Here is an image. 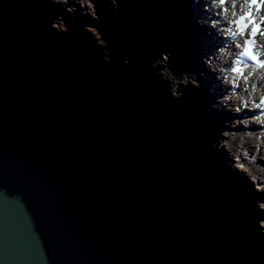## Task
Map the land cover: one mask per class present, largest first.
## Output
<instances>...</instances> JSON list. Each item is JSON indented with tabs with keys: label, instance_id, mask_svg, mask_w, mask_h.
I'll list each match as a JSON object with an SVG mask.
<instances>
[{
	"label": "rangeland",
	"instance_id": "rangeland-1",
	"mask_svg": "<svg viewBox=\"0 0 264 264\" xmlns=\"http://www.w3.org/2000/svg\"><path fill=\"white\" fill-rule=\"evenodd\" d=\"M12 1H14L12 3ZM41 1V2H40ZM66 0H55V3H53V0H8L6 2H10L9 9H7L6 5L4 4L3 0H0V11L3 10L6 12L4 15L6 19L9 20L10 27L9 30L12 32L13 35H11L6 27H2L3 20L0 17V46L1 44H4L2 47H0V122L2 123V127L0 128V131L5 133L6 131L14 135V132L20 131L21 128H29V129H41L43 126L54 128V133L51 134L52 138H55V135L60 134L64 136V138L69 137L68 133L71 135V142L75 144L78 147V151L81 153V156L83 157L82 160H86V165L88 164L87 168H84L81 170V172H78V176L76 175L74 178V173L72 172L71 178L69 177L66 181H62L68 188L70 194H72L75 199H77L78 208L80 214H82L83 219L87 223L88 229L95 230V222L91 216H88L86 214L85 210L86 208L82 205L81 202L87 203L84 204L85 206L91 205L89 200L90 197L95 196L98 200V202H94V213L96 215H100L103 218V228L101 230H97L99 233H95L94 231L92 234L95 236L96 239H99L102 242H107L109 238H105V233L107 236L111 238L110 241L107 242L110 243V245H105L108 247H111V244L115 246H120L124 244L125 246L129 247H136V245L133 243L135 241V238L133 236L134 233L140 232L142 234V231H148L150 235V238H155L154 236L160 237L159 245L161 247V252L165 253L162 255L163 260L166 262V264H194V259L189 256L187 251H185V246H189L191 248L192 241L189 237L192 233L189 232L186 233V231H181L182 238L180 241L174 242V240L170 239L171 242H167L165 240L164 231L161 229L164 228L161 222L165 223V227H170V220L166 219L165 216H167L168 212H176V214H181L183 217V223L187 226H191V230L193 232H197L200 234L202 238V241H204L208 248L204 246L197 247L196 245L193 246L194 249H198L199 252V259H201L203 256L210 260V264H237V259H241L245 264H259L258 261L255 260H249V257H252L254 255L253 252L245 253L246 247L242 244L241 246L239 244L234 243H228L226 245L222 246V243L220 245V239L223 238L222 236H226L229 233V229L233 227V230L235 232V240L241 239V237L237 234L235 231V227L230 225L228 223L230 216H228L227 211L221 210L222 214L225 215V218L219 219L217 217L216 209L213 205L209 203V200L207 198V192L206 190L203 192L202 188L200 191H198L197 198L198 201H203L201 211L199 214L195 213L194 210H187L185 208H188L187 199L189 197L196 198V194L188 187L181 188V192L186 195L184 199H182L181 195L179 196H164V199L160 200H152L150 201L152 204V207H157L160 211V215L158 216L157 213H154L151 208H149L146 205L138 204L139 199L135 198L137 196L136 191H140L143 188L141 187L142 181H145L148 183V176L146 175V178H143L142 175H137L136 181L132 178H136L135 176H130L129 179L123 178L124 172L128 173L130 168H125V164L127 163L126 160L128 158H133L135 155H127L126 158L122 161V157H125V155L121 154V156H118L117 158H113L111 153L112 151V141L116 140L117 131L119 127H122L126 132L128 133L127 139L132 138V133L130 131H127V120H120L119 126L117 128L113 127L117 125V123L110 122L109 117L113 118L114 111L113 107L115 109V104L117 106V102L112 101H106L108 100L106 95H104L103 98H101L99 105L102 109L99 110L101 115L103 116V120H95L88 117H80V114L77 113V110L79 109V102L78 99L81 97H84L85 94L88 93V86L86 88L84 87V77L79 76V81L71 88L70 94V86L74 82L69 79L66 74H64L63 70L64 67L71 69V66L80 67V70H84L86 72L87 69H90L91 66L87 63H90V56L93 57V59H96L97 55H101L100 59L103 61V57L107 58L106 63L108 61L111 64V69L115 70L122 69V76H114L116 81L114 82V87L112 86L111 89H113V94H110L115 99V92L119 96H121L129 105L133 106L131 109H123L122 112H127V116L132 120L134 124H137V119L141 116V112L143 110L146 111L147 109L143 108L142 106H137V103L131 102L128 98L130 96L136 95L139 98H142L146 96L147 92L146 88L142 86L143 84H151V81L153 78H157L162 73H169L170 80H165L162 84L163 88L168 91V94H172V86L176 89L174 90L176 97L178 98L180 95H183L182 92V81L188 80V84L192 85L195 80H197V77L194 75L191 78H187L185 76H180V73L178 69L175 72V75L169 70L168 64L169 59L164 56V51L156 50L155 54L152 56L151 52L155 49H158L160 44L157 43L156 46L151 47L148 44H144V40L148 41H155L156 39L162 38H155V35H151L149 37H143L141 34H139L135 28L130 26H121L120 29L113 30L109 28L107 25L108 20L104 24V28L102 30V35H99L101 31L98 30V23L100 24L102 21V18L100 15L94 19L93 21H88L86 26L83 24L79 28H77L76 33L79 35L80 41L76 40H64L61 38H56L58 41L63 43H80L86 47H88V51L86 49L82 50L79 45H76L75 47L79 46V51L75 54H69L67 56H64L66 58L65 64L59 62L60 59H58L56 52L59 53L58 49L59 46H56L54 44L53 50L49 54H47L46 50H48L46 46L45 37H41L37 31L40 28H44V30L41 31H48L47 34L50 35V37H53L52 35H58L63 34L62 36H71V31L69 32L68 23L63 19V16L66 15V18L69 21H73V25L76 26V20L75 17H80L83 19L84 14H86L87 9L93 5L94 0H73V5L75 11L72 9H69L68 7L65 12L59 15V13L50 11L52 8L59 9L60 5L65 2ZM180 1V0H179ZM178 1V2H179ZM113 2H116V0H113ZM112 2V3H113ZM123 1L120 0V3ZM177 2V3H178ZM183 2V1H182ZM188 2V1H187ZM51 5V7H49ZM160 7L162 8V14L164 15L163 11L168 12L170 9V6H168V3H159ZM129 6V5H127ZM114 7V4H113ZM47 8V9H46ZM122 5L120 4L118 9H121ZM47 11V13L45 12ZM114 13V10L112 8L104 9L101 14H103L106 18H109L111 14ZM117 13V12H116ZM54 14V20L53 18ZM58 16V18H57ZM118 16V15H117ZM87 17V15H86ZM49 20H52L53 22H49ZM123 19H119L117 24L111 23L117 27V25L120 22H123ZM57 22L58 25L55 23ZM60 22V23H59ZM102 23V25H103ZM53 24H55V28H53ZM32 29H30L31 27ZM57 25V26H56ZM62 27V28H61ZM28 29V30H27ZM17 32V33H16ZM43 33V32H42ZM21 35V41L18 37V35ZM168 36V35H166ZM22 37L27 43L23 41ZM152 38V39H151ZM85 40V41H84ZM182 40V37L174 36L172 38V41L174 43H178ZM165 42H168L165 40ZM161 43V42H160ZM21 44V45H20ZM66 44V45H67ZM99 49H96V46ZM74 47V48H75ZM85 47V48H86ZM164 47V45H162ZM6 49L7 51H2V49ZM13 48V49H12ZM35 52L37 56L42 58L43 61H45L46 65L43 64L42 67L38 66L37 62H34V54ZM31 53L33 55H31ZM135 53V54H134ZM61 54V53H60ZM21 56V57H20ZM62 56V55H61ZM83 56V57H82ZM136 59V63L133 65L132 60ZM111 59V60H110ZM105 60V59H104ZM120 61L119 65L118 63H113L112 61ZM173 59L170 58V61ZM195 61L197 59H194ZM206 62L209 64L208 60L205 59ZM156 62L157 70V76L154 75L152 72L146 73V78L142 79L140 76L136 79V73L137 70L140 67V64H146V63H153ZM79 62V63H77ZM86 62L85 66L84 63ZM174 63L178 64L180 61L175 60ZM192 63V62H191ZM190 63V64H191ZM60 64L64 65L62 67ZM125 64V66H124ZM80 65V66H79ZM172 65L170 66V69H172ZM52 70H50V68ZM201 68H204L201 66ZM159 69L161 72H159ZM98 70H103L102 72H107L106 69H103L102 67H98ZM61 71V73H60ZM68 71V70H67ZM83 72V71H82ZM70 73V72H69ZM84 73V72H83ZM138 73V72H137ZM159 73V74H158ZM48 75L47 84L42 81V78ZM163 75V74H162ZM204 76L203 74H201ZM164 76V75H163ZM114 79V80H115ZM136 79V80H135ZM42 81V83H41ZM90 82H92L90 80ZM149 83V84H148ZM167 86V87H166ZM195 88H198L196 86H192ZM149 90V89H148ZM142 91V92H140ZM154 91V90H152ZM160 98H156L157 100H154V103L150 101L154 113L156 114L157 118L161 120H167L165 117H162L161 114H159V111L155 105L158 103H162L163 111L161 113L169 117L167 114V108L165 107L164 100H163V90H159ZM155 95L157 94V91H154ZM166 94V93H165ZM169 99V98H168ZM148 101L147 96L143 99ZM99 102V103H100ZM106 102V103H103ZM113 104V107H112ZM214 104L210 103V109L213 110V115L215 118L219 121V133L216 135H213L210 139V147H211V153L214 157L216 155V152H220L227 149V140H222L221 137L227 138L228 132L230 129L227 127V123L225 121H222V119L219 118V114L216 110H214L212 107ZM6 107V109H4ZM135 109L133 112L132 109ZM120 109V108H119ZM166 110V111H165ZM87 113L91 111H87ZM60 113L64 114V117L61 119ZM144 113V112H142ZM106 115V116H105ZM11 116V117H10ZM109 116V117H107ZM126 117V116H125ZM84 119V120H82ZM105 119H108V126L103 130V135H100L103 141L97 142L96 140V125L98 123H106ZM120 119V118H119ZM19 121V122H18ZM148 122V121H147ZM154 122H156L154 120ZM150 127L153 126V129L155 130V126L152 122H149ZM168 128L170 125L173 124V122L166 123ZM127 125V126H126ZM174 125V124H173ZM113 128V129H112ZM229 129V130H228ZM37 132L42 133L44 131H38ZM46 131V130H45ZM90 132L91 135L88 134ZM12 132V133H11ZM102 133V131H99ZM232 134L235 136L237 135L236 131H233ZM44 135H47L44 133ZM151 133H148L146 135V141L147 143L150 142L149 136ZM30 136V135H28ZM152 137V136H151ZM167 140H170L174 142L170 137H166ZM122 139L126 141L125 134L122 136ZM149 139V140H148ZM217 139L222 140V145L219 149H216L214 146V141ZM243 139V138H242ZM36 140H39V138H33L29 140V144L21 143V147L17 150L20 153H27L30 155L31 158L36 159V161L39 163L38 157L39 154H33L30 151V147L36 145ZM114 142V141H113ZM158 143L164 144L161 140H157ZM101 143V144H100ZM135 143L136 147L139 145ZM11 144V143H10ZM140 147V146H139ZM27 149V150H25ZM242 148H238L236 151L237 153H240ZM35 151L36 148H34ZM142 149H139L141 151ZM185 150V148H183ZM229 151V150H228ZM239 151V152H238ZM157 152H163V151H157ZM140 153V159L142 161H147V155L143 152ZM164 153V152H163ZM155 155V154H154ZM234 152H230V159L231 163L228 165V160L225 159L223 163L227 167L230 168V173H228L227 176H229L232 180L236 181L238 185L243 189V187L248 188V192H245L248 198V205L251 209V212L253 215L260 217L259 218V224H257L256 232L258 235L263 236L264 228H262L261 222L264 221V211L260 212L259 214L254 212V201H262V198L257 195H251L250 192H254V188L250 185V181L248 180L249 177L252 175L250 172H248L244 165L239 164L233 160H237L235 157ZM163 156H157L155 157V160L157 163H153L152 168L155 172L161 173L159 164L161 163L160 159L164 158ZM189 157L188 153L186 151L182 154V159L185 161V159ZM53 157V155H47V158ZM43 158V156H42ZM159 158V160H158ZM264 161V156L262 157ZM177 159L180 160V157L177 156ZM188 159V158H187ZM190 159V157H189ZM254 158L250 159L253 160ZM45 159L43 158L42 162ZM122 161V162H121ZM165 161V159L163 160ZM181 161V160H180ZM211 166L212 163L207 159L206 160ZM238 161V160H237ZM40 164V163H39ZM119 164L121 166L119 167ZM133 164V162H132ZM257 164V160H256ZM178 165H180L178 163ZM131 169H135V172H138L136 167H131ZM131 170V171H132ZM177 171V170H175ZM198 172H196V175L198 178L203 179V177L200 176V171L197 169ZM134 173V171H133ZM102 175L105 179L104 181L106 183L102 184L100 183L99 179L96 175ZM124 174V175H121ZM202 174V173H201ZM61 175V174H60ZM203 175V174H202ZM99 176V175H98ZM204 176V175H203ZM96 180H94V178ZM204 180V179H203ZM134 183V190L130 188L129 183ZM161 182V181H159ZM193 182H190L192 184ZM137 184L138 186H135ZM159 184V183H157ZM200 184V181H199ZM104 186H110V191L113 192L110 193V191L104 190ZM149 188V187H148ZM212 189L214 190V193L216 195H223L224 192L222 190V186H218L217 183H214L212 185ZM233 190V187L230 188ZM76 190V191H75ZM153 190V189H149ZM208 192L212 193L213 190L207 189ZM98 194H97V192ZM110 193V194H109ZM203 193V194H202ZM134 198H132V196ZM141 195V193H140ZM214 195V194H213ZM206 196V197H205ZM215 196V195H214ZM202 197V198H201ZM207 198V199H206ZM93 200V198H92ZM217 200V199H216ZM214 201V203L216 202ZM96 201V200H95ZM114 202V205L112 204ZM149 206H151L149 203H147ZM114 206L116 209L111 212L110 215L102 214L101 212L97 210L102 211H108V207ZM97 209V210H96ZM163 214H162V213ZM93 213V214H94ZM187 215V216H185ZM186 218V220H185ZM231 219V218H230ZM199 222V223H197ZM159 224L161 227H159ZM195 226V229H192V226ZM204 225V226H203ZM215 225H219L220 227V233L223 234L220 236L218 234V237H215ZM174 227L178 229V225L174 224ZM103 231V232H100ZM256 238L258 237L257 233L253 230ZM109 233V234H108ZM167 233L174 234V229H171V232L168 231ZM97 234V235H96ZM100 234V236H99ZM92 237L94 238V236ZM179 235V232H178ZM177 236V234H176ZM180 236V235H179ZM105 240L103 241L102 238ZM186 239V240H185ZM190 241H189V240ZM244 239V237H243ZM132 242H131V241ZM233 240V239H232ZM155 240H151V242L147 245V242L145 240H140L139 243L142 244V247H148L149 245H152ZM211 241V242H210ZM163 244L168 245L169 249H164ZM146 245V246H145ZM157 247V245L155 244ZM222 246V247H221ZM104 248V247H103ZM106 248V247H105ZM112 248V247H111ZM243 248V251H241ZM245 248V249H244ZM109 249V248H108ZM145 249V248H144ZM113 250V249H112ZM123 250V248H121ZM138 250V249H137ZM136 250V251H137ZM124 251V250H123ZM170 251V252H169ZM116 252H118V249H116ZM128 257L134 262H123L122 264H145L143 261V256L145 258H148L149 252L144 254L141 253V251H138L139 258L133 260L132 256L134 254H130L127 252ZM173 254L174 258H173ZM203 255V256H202ZM240 256V258H238ZM111 257L117 258L119 257L117 253L112 251ZM120 258V257H119ZM253 259H255L253 257ZM262 260V259H261ZM157 264L160 263V261L156 262ZM197 264H208V263H197Z\"/></svg>",
	"mask_w": 264,
	"mask_h": 264
},
{
	"label": "trees",
	"instance_id": "trees-1",
	"mask_svg": "<svg viewBox=\"0 0 264 264\" xmlns=\"http://www.w3.org/2000/svg\"><path fill=\"white\" fill-rule=\"evenodd\" d=\"M6 1H8V0H3L7 9H9L10 2H6ZM0 9H1V7H0ZM5 13L6 12H4L3 10L0 11V17L3 20V25H1V26L3 28L6 27L8 32L11 35H13L12 32L9 30L11 23L9 22L8 19H6L5 15H4ZM32 28L33 27H31L30 29H32ZM41 32H43L42 35H43V37H45V41L47 42L46 46H45L48 49V50H46L47 54H49L51 52V50H53L54 44L56 45V43H57L56 46H59V48H57L59 53L56 52L58 59H60L59 62L65 64V61H63V60H66L64 55L75 54L76 51L77 52L79 51L78 47L80 46V43H74V44L63 43V42H60L56 39V38L62 39L63 36L52 35L53 37H55V38H52V37H50V35L47 34V32H48L47 30L41 31ZM19 39L21 40L20 37H19ZM25 44H28V43L25 41ZM3 45L4 44H1L0 47H2ZM76 45H79V46L75 47ZM28 46L29 45H27L26 47H28ZM83 46L84 45H82V47ZM82 47H81V49H82ZM2 51L4 52L3 49H2ZM5 51H6V49H5ZM32 53H31V55L34 54V60L38 63L39 67H42L43 64L46 65L45 61H43L42 58L40 59V61H38L37 54L35 52L33 54ZM77 63H79V62H77ZM85 64H86V62L84 63V66H85ZM60 65L62 67H64V65H62V64H60ZM103 66H104L103 69H106L110 72L113 71V73H114V72L118 71V73H117L118 77L122 76V69L119 68V69L113 70V69H111V64L106 63V61H103ZM124 66H125V64H124ZM50 70H52V69L50 68ZM62 70H63L64 74H66V76L74 82L73 84H71L70 90H69L71 95H73L71 93V88L76 86V84L79 81V76L84 77L83 78L84 83L88 82V83H85L84 87H83V88H86L88 86V88H89L88 93L85 94L84 97H81L78 99L79 109L77 110V113L80 114L81 118L82 117H88V118L95 119V120H103V116L99 112V110L102 108L99 105L101 104L100 100H101V98L104 97V95H106V97L108 99V100H106L107 102L108 101L117 102V106L115 104V109H114L113 104H112V107H113L112 109L114 111L113 118H111L109 116H107V117H109L110 122L112 121L111 123H113V122L117 123V125L113 126L115 128H117L119 126L120 120H121V122H122V120L123 121L127 120L128 126L126 125L127 126L126 128H127V131H130L132 133V138L130 139V136H129V139H127L129 132H126V130H124L122 127H119V129L116 130L118 133H117V135H115L117 141H115V140H113L114 142L112 141V143H111L112 151L109 154H112L113 158H117L118 156H121V154L125 155V157H122V161L124 160V158L127 157V155H130V156H131V154L135 155V157H133L132 159L128 158L126 160L127 163L125 164V168H128V169L130 168V170L128 171V173L124 172V174H126V175L121 174V175H124L123 178H125L126 180L129 179L130 176H135L136 174L140 173L141 171H143V172H141L138 175H142L143 178H146V175H147L148 178H150V179H148L149 184H146L147 182H145V181L140 182V183H142L141 187L138 186L137 184H135V186L143 188L140 191H136L133 189L134 183H132V182L129 183L130 188L133 189V191L137 192V194H136L137 196H135V198L139 199L138 204H143V205L148 206L149 208H151L153 210L154 213H157L159 216L160 215L159 209L156 206L152 207V204L150 201H152L154 199H156V200L164 199L163 197L165 195L166 196H174L175 195L176 197L181 195L182 199H184L186 195H184L180 189L188 187V189H190V191H192L196 194V198L189 197L187 199L188 200L187 201L188 208H185V209L194 210L195 213L199 214L201 211L203 201L197 202V200H199L197 198V196H198L197 193H198V191H200V189L202 187H204L206 189L205 184L207 185V189H210L209 185L207 184L208 180L202 175L203 173H202L200 166H198L197 164H194L192 162L193 157L189 153H188V155H189L190 159L188 156H187L188 159L186 158L185 161H180L179 159H177V156L180 157V155L183 154V146H185L186 141H185V139H182L181 136L178 135L177 132L175 133V131L171 128V126L168 128L165 121L159 122L157 120L156 114L151 113L150 108L153 110V107H152L150 101L153 102V100H155L154 96L146 89V91L144 90V92H147L146 96L148 98V101L143 100L146 96L139 98L136 95H134V96H130L128 98L131 102L137 103V106H142L143 108L147 109V113L145 110H143L142 112H144V113L141 112V116L139 117V119H137V122H136L137 124H134L132 122V120L130 119L131 117L129 118L127 116V112L121 113V110L123 111V109H125V108L131 109L133 106L129 105L121 96L116 94V92H115V96L117 99H115L114 97H112L110 95V94H113V89H111V87L112 86L114 87V84H115L114 82L116 81L113 79L111 80L110 73L104 74L101 77V79L99 81H97V78L96 79L91 78L87 71L85 72L84 70H82L84 72L83 73L80 70V67L78 68L75 66H71V69L64 67V69H62ZM60 73H61V71H60ZM135 73H136L135 78L137 79L138 73L136 72V70H135ZM47 77H48V75H46L45 77L42 78V81H44L45 84H47V79H48ZM90 80L92 82H90ZM42 81H41V83H42ZM140 92H142V91H140ZM103 103H106V102H103ZM4 109H6V107H4ZM86 110L91 111V112L87 113ZM132 110L136 114V112L134 111L135 109L133 108ZM59 115L61 116L60 117L61 119L64 117L63 113H60ZM82 120H84V119H82ZM154 120L156 122H154ZM105 122L106 123L103 122V123H98L96 125V129H97L96 130V133H97L96 140H97V142L103 141V139L101 138L100 135H103V130L106 128V126H108L109 120L105 119ZM149 122L153 123V125L155 126V130L153 129V126L150 127ZM1 127H2V123L0 122V128ZM43 129H44V131H43ZM49 129H50V127H47V126H43L41 129L36 128V130H38V131L39 130L43 131L42 133H40V132H37L35 129H29V128L24 127V128H21L20 131L14 132L13 136L6 131L5 138L6 139L8 138L7 141L9 143H11V145L15 146V148L19 149L21 147L20 141L23 143L29 144L30 139H33L34 137L35 138L38 137L39 140H36V145L30 147V150H31L30 152L33 154H36V155L39 154L38 160H42V156L53 155L54 156L53 160L55 163L56 171L58 172L59 175L61 174L64 181H66L69 177L71 178L72 172L74 173V178H75L76 175L78 176V172H81L82 169L87 168L88 164L86 165V160L85 159L82 160L83 157L81 156V153L78 151V147L70 141L72 137L69 133H68L69 137H66V138H64L63 135H61V137H60V134H57V135H55V138H52L51 134L54 133V131H53L54 128H51L50 131H47ZM100 130L102 131V133L99 132ZM87 132L89 135H91L89 131H87ZM44 133H46L47 135H44ZM148 133H151V135L149 136L150 142L147 143L146 135H148ZM124 134H125L126 141L122 139V136ZM28 135H30V136H28ZM167 136L170 137L172 140H174V142L167 140V138H166ZM157 140H161L164 144L158 143ZM136 142H138L137 144L140 147L139 146L136 147V145H135ZM191 146L194 149H196V144L192 143ZM34 148H36L37 151H35ZM139 149H142V150L139 151ZM25 150H27V149H25ZM157 151H163L164 153L163 152H157ZM139 152H143L144 154H146L148 160L142 161L140 159V153ZM163 155H165V156H164V158L160 159V161L162 160L161 163H158L160 171L162 172V174H161V173L155 172L152 168V165L154 162L157 163V161L155 160V157L163 156ZM164 159H165V161H163ZM158 160H159V158H158ZM132 162L134 164H132ZM178 163L180 165H178ZM192 163H193V165H192ZM120 166H121V164H119V167ZM134 166H138V170H137L138 172H135V169H133V170L131 169V167H134ZM144 169H146V170H144ZM197 169H199L200 172L202 173L200 176L205 178L204 180L201 178H198L196 175H194V174H196V172H198ZM175 170H177V171H175ZM133 171H134V173H133ZM98 175H96V176L99 179L100 183H102V184L106 183L104 181L105 178L100 174H98ZM93 178H94V180H96L95 177H93ZM132 179L136 181L137 175H136V178H132ZM159 181H161V182H159ZM199 181L201 182L200 184H199ZM190 182H193V183L190 184ZM157 183H159V184H157ZM104 187H105L104 190H106V191H110V189H111L110 186H104ZM149 189H153V190L151 191ZM112 192L113 191L111 190L110 193H112ZM213 192L212 193L209 192V195H211V196H208V197H210V198H208V200L210 202H214L217 199V197H215L213 195ZM140 193H141V195H140ZM97 194H98V192H97ZM92 198H93V200H92ZM132 198H134V197L132 196ZM89 200L92 201V202H90L91 205L85 206L84 204H87V203L81 202L82 205L86 208L83 211H85L88 216H91V218H93V220L95 222L94 223L95 224V230H91V232L93 233L94 231H96L95 233H99L97 230H101V228H103L102 227L103 226V218L100 215H96L94 213L95 211H93L94 210L93 206L97 205L94 202H98V200L95 196L90 197ZM147 203H149L151 206H149ZM112 204L114 205V202ZM215 204H216V206H214V208H217L216 209L217 217L219 219L225 218V215H223L222 211H221L224 208L223 201L216 200ZM113 205L111 207H108V211H102V210H97V209L96 210L101 212L102 214L110 215V214H112L111 212H113L116 209ZM236 211L239 214L241 213V209L239 210L238 208H236ZM228 215L230 216V218L232 217L230 212L228 213ZM185 216H187V215H185ZM165 218L171 221L170 227H167V226L165 227V223H163V222H161V224L163 225V227L167 231H169V230L171 231L172 228L174 229L175 233L172 234V236L170 235V233H167L169 239H171V237H172L174 242L180 241L181 239H179V238L183 237L182 234H180V233H182L181 231H186V233L189 232V235H190V233H192L191 236L189 237L192 241H190L188 239L192 243V246H191V248L190 247L188 248L186 245L185 251H187L189 256H191L194 259V261H193L194 264L200 263L201 259H199L198 252H196V251H198V249L197 250L194 249L193 246H195V245L197 247L204 246L205 242L202 241L203 237H201L199 233L193 232L191 230V226L189 227L183 223V217L181 214H179V213L176 214V212L172 213L170 211L167 213V216H165ZM185 220H186V218H185ZM197 223H199V222H197ZM174 224L178 225V229L176 227H174ZM159 226L161 227L160 224H159ZM234 227H235V231L237 232V234L241 237L240 240L239 239L235 240L236 235H235V232L233 230V227H231L229 229V233L226 236H222L223 234L220 233L219 225H215V230H216L215 231V237L217 238L218 234L223 237L220 239V245H221V243H222V245H226L228 243L232 244L234 242H235V244H239L240 246L243 244L246 247V249L244 248L245 253L253 252L255 254L256 249H254L253 244H252V240L255 238V236H254L253 229L249 226V222L244 220L242 222V226L240 224H238ZM192 229H195L194 225L192 226ZM195 231H196V229H195ZM100 232H103V231H100ZM178 232H179L180 236L178 235ZM176 234H177V236H179V238L176 236ZM99 236H100V234H99ZM133 236L135 238V241H133V243L136 245V247H129V246H125L124 244H122L120 246L117 245V247L116 246L114 247V250L118 249V252H116V251H114V252L117 253L118 256L120 257V258L119 257L113 258V261L116 264H122L123 262L125 263L127 261L130 263L134 262L130 259V257H128L127 252L129 253V255L134 254V256H132V259L135 260V258L136 259L139 258V254H138L139 250L141 251V253H143L142 256L148 252L150 254L148 258H145L143 256V261L145 264H157L156 262H158V261H160L159 264H166V262L163 260L164 256L162 257V255H164V252H161L162 250L159 247V245L157 244V242L154 241V243L152 245H149L148 247H144L145 249L142 247V244L139 243L140 240H145L147 242V245L151 242L150 234L148 233V231H146V232L142 231V234H140V232H137V233H134ZM243 237H244V239H243ZM105 238L106 239L109 238V239H107L108 241L111 240V238L109 236H107L106 233H105ZM104 239L102 238L103 241L106 240V239L105 240ZM107 242H104V243L106 245H110V243L107 244ZM155 244L157 245V247L155 246ZM121 248H123L124 251L121 250ZM241 251H243V248ZM174 255H173V258H174ZM253 257L255 258L254 255H252V257H249V260H256V258L253 259ZM238 258H240V256ZM236 263H237V261H236Z\"/></svg>",
	"mask_w": 264,
	"mask_h": 264
},
{
	"label": "water",
	"instance_id": "water-1",
	"mask_svg": "<svg viewBox=\"0 0 264 264\" xmlns=\"http://www.w3.org/2000/svg\"><path fill=\"white\" fill-rule=\"evenodd\" d=\"M5 133L0 131V264H116L114 246L107 247L88 229L52 157L43 156L39 164L18 152ZM162 230V240L173 243ZM154 237L150 240L159 245L161 238ZM207 259L200 262L210 264Z\"/></svg>",
	"mask_w": 264,
	"mask_h": 264
},
{
	"label": "bare ground",
	"instance_id": "bare-ground-1",
	"mask_svg": "<svg viewBox=\"0 0 264 264\" xmlns=\"http://www.w3.org/2000/svg\"><path fill=\"white\" fill-rule=\"evenodd\" d=\"M76 1H78V0H76ZM129 1L130 0H123V2L122 3H120V0H116V2L115 3H117V4H115L114 5V7H113V0H94L93 1V5H91L88 9H87V12H86V14H84V18L83 19H81L80 17H75V20L78 22V24H84L85 26H86V24L88 23V21H93L94 19H96L102 12H103V10L106 8V7H108V8H112L113 10H114V13H112L111 14V16L108 18V23H107V25L110 27V26H112L113 24H111V23H114V24H117V22L119 21V19H123L124 21H126V20H128V19H134V20H140V22H139V28L140 29H136V31H138V33L139 34H141L142 36H143V34H142V27L143 26H145V25H147V24H150V23H152V21H151V15H149V12H147L146 10H141V9H143V8H146L147 7V5L148 6H152L153 5V0H136L137 2L134 4V3H132V2H130L129 3ZM179 0H177V2H178ZM187 1H189V0H187ZM186 1V2H187ZM204 1V0H203ZM14 1H12V3H13ZM41 2V1H40ZM54 3V2H53ZM148 3V4H147ZM181 3H182V0H180L179 2H178V5H180V7H181ZM122 5V9L123 10H127L128 8H129V11H130V8L132 9L131 11L132 12H134L135 13V15H137V16H135V18H131V17H129L128 15H124V16H117V13H121V11H120V9H118V7H119V5ZM124 4H128L129 5V7L128 6H124ZM145 4H147V5H145ZM183 4V3H182ZM74 5H76V4H74ZM74 5H73V0H66L65 2H63L61 5H60V7H59V9H55V8H52V10H50V11H53V12H56V13H63V12H65L66 10H68V9H66L67 7L69 8V9H73L74 11H75V9L73 8L74 7ZM144 5V6H143ZM207 5V4H206ZM77 6V5H76ZM49 7H51V5L49 6ZM198 8V7H197ZM47 9V8H46ZM128 11V12H129ZM204 11H206V7H204ZM46 13H47V11H45ZM117 12V13H116ZM48 14V13H47ZM190 14H191V11H190ZM86 15H87V17H86ZM192 15V14H191ZM204 17H202L203 18V20H201L200 21V23L197 21V26H195V24L190 20V18H188L187 17V14H184L183 15V18L186 20V22H187V24L189 25V28H190V30L191 31H193L195 34H196V36H195V39H210V40H212V41H216L214 38H213V36L212 35H209V33L206 31V29H205V26L207 25V23H205L208 19H211L216 25H218V23H217V21H216V19L213 17V16H211V13L209 12V11H206L205 12V14L203 15ZM180 17H182L181 16V14H180ZM53 20H54V14H53V18H52ZM77 22H76V24H77ZM57 25H58V23L57 22H55ZM60 23V22H59ZM103 23V22H102ZM102 23H98V30L99 31H101V34H102V30H103V26H104V24L105 23H103V25H102ZM209 23H212L211 21L209 22ZM201 24L202 25H204L203 27L201 26ZM56 25V26H57ZM106 25V24H105ZM181 26V22H178V27H180ZM208 26H210L211 28H213L212 26H211V24L209 25L208 24ZM32 27H33V25H32ZM34 28V27H33ZM62 28V27H61ZM44 28H40L38 31H37V33H39L40 34V36L41 37H43V35H42V32H41V30H43ZM66 29H68V28H66ZM118 29H120V28H118ZM28 30V29H27ZM70 32V31H69ZM17 33V32H16ZM59 35H63V34H58V36ZM215 35H217L218 36V34L217 33H215ZM19 37L21 36L20 34L18 35ZM23 38H25V37H22V39ZM69 38H70V36H63V38L62 39H64V40H69ZM223 38V37H222ZM26 39V38H25ZM152 39V38H151ZM21 41V40H20ZM23 41L25 42V40L23 39ZM76 41V40H75ZM85 41V40H84ZM29 43V42H28ZM21 45V44H20ZM28 45V44H27ZM183 46H184V51H188L189 49H190V46L188 45V44H183ZM86 46H83L82 47V49L84 50V48H85ZM13 49V48H12ZM88 47H86V50L88 51ZM4 51H5V48L3 49ZM7 51V50H6ZM135 54V53H134ZM188 54L186 53V52H183V53H181L180 54V58H182V59H185L184 61H186V60H188V62L187 63H191L192 62V60L190 59V57H191V54H189L188 56H187ZM21 57V56H20ZM91 57V56H90ZM100 57V56H99ZM105 57V56H104ZM193 58L194 59H197L196 60V67H195V69H193V71H195V72H198V73H200V74H203L204 75V77L206 78V82L203 80V79H200L199 77H198V75L196 74V73H194V72H187V73H180V76H185V77H187V78H191L192 76H196L197 77V80H195L194 82H193V84L192 85H190V84H188V80H185V81H182L181 83H182V92H184L189 98L187 99V100H185V106H186V108H188V105H190L192 108H193V110L194 111H198V110H200V111H202V113L203 112H207V110H208V106H207V104H210V103H212V104H214L212 107H215L217 110L216 111H221V107H226V110L228 111V109H227V107L228 108H231V107H229L228 105H226L225 104V99H230V100H239L238 99V94L237 93H235V94H231V92H230V90L232 89V88H234V87H229L228 88V86H225L224 85V82H227V81H225V80H222V78L220 77L219 79H218V81H214L213 79H211L212 77L211 76H215V77H217L218 76V66H221V67H223V66H225V64H226V60H227V56H223L222 55V53H221V51H217L216 52V54H215V56H214V58L213 57H209L208 58V60H210V61H208L209 62V64L206 62V60H205V58L202 56V54H200L199 56H197V55H195V56H193ZM37 59H38V61H40V57L38 56L37 57ZM104 60V59H103ZM247 62V61H246ZM245 62V63H246ZM174 65H175V63H174ZM178 65V64H177ZM179 65H182L183 67H187L188 69H191V68H189L188 66H187V64H182V63H179ZM197 66H202V67H204V68H197ZM177 68H178V66H177ZM249 71H251L250 72V74H249V76H248V78H246V79H244L245 80V83H246V85L247 86H249V88H250V96H252V98H253V100L255 101V107L256 106H258V105H260V104H262V103H264V92H262V93H260L259 92V88L262 90L263 89V84H262V82H260V84H253V86H250V84H252V81H254V80H256V79H259V80H261V81H263L264 80V72H260L259 70H257V69H255L254 67H250L249 68ZM211 72H213V73H211ZM159 74V73H158ZM165 75H166V78L168 79V80H170V79H172V78H169V73H165ZM230 76H232V77H235L234 75H230ZM162 74H160L159 75V77H157V78H153L152 79V81H151V85H159V84H161L162 82H166L165 80H167ZM208 79H211L210 80V82H209V80ZM213 80V81H212ZM149 84V83H148ZM261 85V86H260ZM147 86V85H146ZM192 86H196V87H204V90L206 89L207 90V92H206V94L205 95H199L198 94V92L196 91V88L195 87H193L192 88ZM167 87V86H166ZM176 88L175 87H173L172 86V94H170V99L171 100H167L166 99V101H165V103L168 105V106H170V107H175L176 109H178V110H181V111H184V108H183V106H182V103L180 102V101H178V100H175V98H176V94H175V92H174V90H175ZM148 90V89H147ZM163 90V93L165 94V95H168V91L166 90V89H162ZM153 96H154V99L155 100H157L156 98H158V100H159V98H160V93H159V90H157V94L158 95H155L154 94V91H152V90H148ZM263 91H264V89H263ZM193 97V98H192ZM245 100H247L246 98H243V101H245ZM160 101V100H159ZM153 102H154V100H153ZM242 105V104H241ZM156 107H157V105H155ZM243 107V108H242ZM157 109H158V107H157ZM243 109H244V113H246L245 112V110H249V108L247 107V106H240V107H237V109H236V113H240V112H242L243 111ZM241 110V111H240ZM150 111H151V113L152 114H154V110H152L151 108H150ZM158 111H159V114H161V116L162 117H165L167 120H161V119H159V118H157V120L160 122V121H165L166 123H170V121H169V119L166 117V116H164L162 113H161V111L158 109ZM166 111V110H165ZM189 112H193V111H189ZM223 112V111H222ZM11 117V116H10ZM183 121L185 122V119L183 118ZM260 121H261V119H260ZM171 126V128H172V125H170ZM191 126H193V125H191ZM190 125H188V129L189 128H192ZM167 127V126H166ZM243 127V125H242V123H240L237 127H234V125H232L231 123H229V125H228V128L230 129V132H231V130H237V129H240V128H242ZM235 128V129H234ZM173 129V128H172ZM187 129V128H186ZM228 129V130H229ZM176 133V132H175ZM190 133V132H189ZM229 133V132H228ZM232 133V132H231ZM259 134H260V132H259ZM178 135H180V134H178ZM181 136V135H180ZM243 137V133L242 132H238V134L235 136V137H232L231 139H229V142H230V144H229V147L230 148H233L234 146H236L237 145V142H238V139L239 138H242ZM181 138L182 139H184L182 136H181ZM227 138H228V136H227ZM227 138H224V137H221V139L222 140H227ZM245 139H246V144L247 145H250L251 147H253L254 149H256L258 146H260V143H258V142H256L255 141V139H254V136H249V137H244ZM8 139V138H7ZM194 144H196V143H194ZM217 144H219V142H217ZM185 146H183V148H184ZM197 148V147H196ZM244 149H248V147H245ZM243 149V150H244ZM229 150V151H228ZM228 150H223V151H220V152H216V155L213 157H211V163L212 164H220V165H222V162L225 160V159H229V157H230V152H232L230 149H228ZM58 153V152H57ZM132 155V154H131ZM259 156H264V153H257V156H256V158H257V163L258 164H262V165H255L254 167L253 166H250V165H248V164H246V167L248 168V170L250 171V173H252V175L255 177V180H253V182H256L257 184H258V186L256 187V191L259 193V195H260V197L262 198V200L264 201V161H262L263 159H260L259 158ZM52 159H53V157H52ZM52 162H50L51 164H52V166L55 168V171H56V167H55V163H54V160H51ZM134 164V163H133ZM192 165H193V163H192ZM132 166V165H131ZM136 167V169L138 170V166H135ZM144 170H146V169H144ZM200 171V170H199ZM56 173H57V175H58V177H59V179H61L62 178V181L64 180L63 179V177L61 176V175H59L58 174V172L56 171ZM145 175V174H144ZM200 175H201V172H200ZM203 179H205V178H203ZM252 179V177L250 176L249 177V181ZM201 183V182H200ZM142 184V183H141ZM147 184V183H146ZM205 186H206V189L204 188V187H202V190L203 191H205L206 190V192H207V198H210V197H208V196H211V195H209V192H208V190H207V185L205 184ZM218 186H220V185H218ZM145 190V189H144ZM224 190V189H223ZM243 191H245V192H248V188L247 187H243V189H242ZM76 191V190H75ZM225 191V190H224ZM232 192H235V191H229V190H227L225 193L226 194H230V193H232ZM203 194V193H202ZM219 195H220V193H219ZM140 196V195H139ZM215 197H217L216 195H215ZM202 198V197H201ZM217 200L218 201H223L222 200V198L220 197V196H218L217 197ZM209 203H210V205L212 204L213 205V207L214 206H216V204L214 203V202H210L209 201ZM224 203V202H223ZM260 203H264V202H262V201H255L254 202V207H253V209H254V212L255 213H257V214H259L260 212H262V211H264V210H261L260 208H259V204ZM94 207V206H93ZM239 210L241 209L240 207H237ZM223 210H225V211H227L226 210V208H225V204H224V208H223ZM228 212V211H227ZM92 213V212H91ZM229 213V212H228ZM233 234V233H232ZM263 235V237H264V233L262 234ZM254 236H255V234H254ZM131 241V240H130ZM132 242V241H131ZM211 242V241H210ZM252 244H253V247H254V249H256V253L254 254V256H255V258H256V261H258V260H260V259H262L261 260V263L260 264H264V250L262 249V247H261V245L258 243V241H257V238H256V236H255V238L252 240ZM146 246V245H145ZM223 246V245H222ZM221 246V247H222ZM188 249V248H187ZM150 255V254H149ZM148 255V256H149ZM138 257V256H137ZM134 258V257H133ZM136 259V258H135Z\"/></svg>",
	"mask_w": 264,
	"mask_h": 264
},
{
	"label": "clouds",
	"instance_id": "clouds-1",
	"mask_svg": "<svg viewBox=\"0 0 264 264\" xmlns=\"http://www.w3.org/2000/svg\"><path fill=\"white\" fill-rule=\"evenodd\" d=\"M53 2L55 3V0H53ZM113 4L115 5V4H117V3H115V2H113ZM59 15H60V13H59ZM57 18H58V16H57ZM49 22L51 23V22H53L52 20H49ZM68 23V22H67ZM81 25L79 24V27H80ZM53 28H55V24H53ZM73 24L72 25H70V24H68V29H69V31H73ZM90 65H91V63H90ZM92 78V77H91ZM210 154H212L211 152H210ZM211 157H212V155H211ZM211 157L208 159L209 161H210V159H211ZM206 163L207 164H209L207 161H206ZM213 166V165H212ZM259 208L261 209V210H264V203H260L259 205ZM262 228H264V221H262L261 222V225H260Z\"/></svg>",
	"mask_w": 264,
	"mask_h": 264
}]
</instances>
